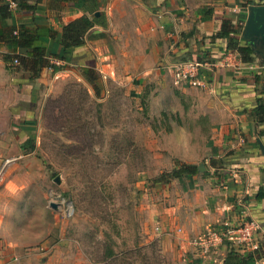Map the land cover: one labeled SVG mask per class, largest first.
Returning <instances> with one entry per match:
<instances>
[{"label":"rangeland","instance_id":"374dc122","mask_svg":"<svg viewBox=\"0 0 264 264\" xmlns=\"http://www.w3.org/2000/svg\"><path fill=\"white\" fill-rule=\"evenodd\" d=\"M131 49L136 55L127 60L120 46L109 76L90 70L94 82L84 83L92 94L97 87L93 97L84 83L68 78L60 94L35 96L44 101L34 121H17L18 109L11 113L15 121L4 112L0 227L16 257L31 256V264H224L226 244L203 249L198 243L219 222L203 226L201 216L189 218L190 204L200 198L193 200L194 189L219 187L220 174L204 168L169 176L181 161L165 137L185 111L163 94L153 101L164 103L151 112V86L160 84L153 80H142L141 97L129 93L130 81L151 66L134 60L139 46ZM1 96L6 101L10 95ZM22 102L17 93L16 103ZM25 128L34 137L31 151L20 146ZM263 258L259 246L246 264Z\"/></svg>","mask_w":264,"mask_h":264},{"label":"crops","instance_id":"0c3cea01","mask_svg":"<svg viewBox=\"0 0 264 264\" xmlns=\"http://www.w3.org/2000/svg\"><path fill=\"white\" fill-rule=\"evenodd\" d=\"M15 2L16 8L8 10L5 0H0V120L7 113L12 118L9 120L15 121L11 113L18 109L20 119L17 121H34L31 116L37 110L36 105L60 94L65 80L75 78L84 83L85 79L90 85L94 82L88 77L91 69L96 67L102 76H109L113 57L120 53V46L127 60L136 55L131 47L139 46V59L134 60L150 61L151 66L139 75V79L130 81L129 93L141 97L143 79L160 83L151 86L154 88L150 111L164 103L153 101L157 98L159 101L160 96L163 99L164 94L168 102H175L178 107L181 104L187 116L179 123L174 121L172 131L165 137L172 157L196 167L202 163L205 171L220 174L219 187L203 184L194 189L193 200L198 198L197 195L201 199L190 204L189 218L201 216L200 223L206 226L222 220L233 222L246 216L257 226L255 240L264 253V199L254 198L258 187L263 185L264 125L256 122L250 112L255 105L256 90L262 88L264 96L261 81H254V75L264 70V57L254 52L253 61L243 62L235 50L227 48L226 38L215 36L222 20H229L237 31L238 41L244 42L241 29L247 8L264 4V0ZM81 16L90 18L93 24L83 33L81 42L70 48L67 57H56L53 54L61 49L58 34L67 23ZM19 29L37 35L34 45L43 47L41 55L26 56L25 66L12 62L10 57L19 52L7 42L10 31ZM256 45H261L264 53V45ZM180 59L210 64L209 69L201 71L204 86H175L172 83L168 64ZM33 62L35 71L29 68ZM84 85L90 96L98 92L94 84V94L88 85ZM4 92L10 95L6 101L1 98ZM17 93L22 95V103H16ZM40 94L45 96L44 99L36 101L35 96ZM22 130L21 141H24L27 128ZM185 133L192 145L190 152L181 147ZM209 175L207 173L203 178ZM160 187L154 184V189ZM2 234L0 227V264H31V256H15L16 248L6 245ZM253 264H264V258Z\"/></svg>","mask_w":264,"mask_h":264},{"label":"trees","instance_id":"16d2710c","mask_svg":"<svg viewBox=\"0 0 264 264\" xmlns=\"http://www.w3.org/2000/svg\"><path fill=\"white\" fill-rule=\"evenodd\" d=\"M95 20H97L95 18ZM90 18L86 16H81L67 23L58 34L61 42V49L57 54H53L59 58L67 57L69 50L72 46L78 45L81 42L83 33L93 24ZM13 31H10L8 43L13 45V48H17V55L11 56L10 59H15L17 64L19 63L22 66H25V58L28 55L38 56L43 53V47L40 45H34L37 35L28 33L25 30L19 29L14 34ZM236 29L232 26L229 20H222L219 30L216 32L215 36L224 37L227 41V48L235 50L243 62L253 61L254 50L260 49L261 45H256L252 47L251 45L244 42H239L236 37ZM261 50V49H260ZM49 53L50 50H47ZM68 51V52H67ZM30 70L33 71L35 68V62L29 66ZM35 71V70H34ZM91 80H94L92 77ZM261 81V86H264V70L261 73L254 75V81ZM96 88V87H95ZM96 93V90H95ZM255 105L251 109V114L254 116V119L258 123L264 125V96L262 88L256 90ZM27 137L20 144L21 148H27L28 151H31L34 148L33 134L30 133V130H26ZM197 167L192 164H185L179 162L177 167H173L169 171V176L176 178L180 177L182 174L192 175L195 174ZM255 199H264V176H263V185L259 186L254 194ZM259 246L257 249L248 251L246 255H240L237 251L229 249L226 256L224 257V264H246L247 260H250V256L253 252H258ZM250 252V253H249Z\"/></svg>","mask_w":264,"mask_h":264},{"label":"built area","instance_id":"2783aa9c","mask_svg":"<svg viewBox=\"0 0 264 264\" xmlns=\"http://www.w3.org/2000/svg\"><path fill=\"white\" fill-rule=\"evenodd\" d=\"M5 5L8 10L16 8L15 0H5ZM12 33L14 34L15 31ZM12 62L16 63V60L13 59ZM209 67L208 62L195 59L174 60L168 64L172 83L175 86H204L201 71ZM249 67H251L250 64ZM244 218L238 217L233 222L222 220L214 229L207 232L206 238L200 237L198 243L201 244V248L208 249L210 244L223 242L229 249L237 252L257 249L258 243L255 240L257 226L251 219Z\"/></svg>","mask_w":264,"mask_h":264},{"label":"water","instance_id":"95a60500","mask_svg":"<svg viewBox=\"0 0 264 264\" xmlns=\"http://www.w3.org/2000/svg\"><path fill=\"white\" fill-rule=\"evenodd\" d=\"M247 10L241 37L252 47H255L257 43L264 45V4L249 5ZM254 52L264 57V53L260 49H256ZM203 169V164L197 166V170ZM50 206H53V203H50Z\"/></svg>","mask_w":264,"mask_h":264},{"label":"clouds","instance_id":"9594fccd","mask_svg":"<svg viewBox=\"0 0 264 264\" xmlns=\"http://www.w3.org/2000/svg\"><path fill=\"white\" fill-rule=\"evenodd\" d=\"M181 147L185 152H190L192 150V145L190 143L189 135L185 133L182 137Z\"/></svg>","mask_w":264,"mask_h":264}]
</instances>
